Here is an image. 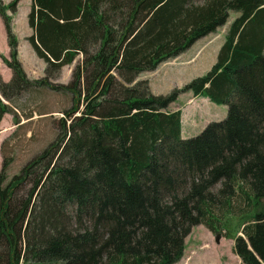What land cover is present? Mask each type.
Wrapping results in <instances>:
<instances>
[{
	"label": "trees",
	"instance_id": "1",
	"mask_svg": "<svg viewBox=\"0 0 264 264\" xmlns=\"http://www.w3.org/2000/svg\"><path fill=\"white\" fill-rule=\"evenodd\" d=\"M19 2L0 0L12 70L0 75V131L6 113L20 122L12 104L25 92L74 103L19 173L2 165L0 264H175L201 224L233 239L244 264H264V0H32L41 78L19 58L8 13ZM227 24L205 74L166 94L140 78ZM80 55L71 82L54 85ZM186 91L227 116L184 138L169 105Z\"/></svg>",
	"mask_w": 264,
	"mask_h": 264
},
{
	"label": "rangeland",
	"instance_id": "2",
	"mask_svg": "<svg viewBox=\"0 0 264 264\" xmlns=\"http://www.w3.org/2000/svg\"><path fill=\"white\" fill-rule=\"evenodd\" d=\"M31 4L32 0H20L17 10L15 12L8 10V13L12 17L13 29L19 38V58L28 76L41 78L46 75V63L36 54L28 40L33 33L28 24ZM237 15V12L231 11L229 20H233ZM227 26L228 24L199 39L183 54L162 62L157 69L143 72L140 78L150 81L154 94H166L174 88L184 87L193 78L208 72L215 64ZM7 45L9 46L7 33L0 16V46ZM10 55V46L8 52L0 51V75L5 80L12 77V70L3 61L4 57L9 58ZM82 58L80 55L73 64L64 66L59 75L50 78V81L54 85L70 83L76 64L81 62ZM192 94L189 91L182 92L177 100L169 105L170 110H182L183 135L186 138L198 135L209 122L223 120L228 114L226 104H217L210 100V103L202 104L201 98L205 97L194 98ZM73 103L72 93L49 87L25 92L14 100L12 106L20 122L15 123L14 113H6L1 122L0 134V170L7 159L8 179L19 173L25 163L56 137L61 129V122L66 119L65 110L72 108ZM237 221V218L233 221L235 228ZM221 239H216L203 224L194 226L192 233L186 238L184 258L187 260L189 251L195 248L198 255L194 256L192 264H236L238 256L233 251L234 240L225 237Z\"/></svg>",
	"mask_w": 264,
	"mask_h": 264
},
{
	"label": "crops",
	"instance_id": "3",
	"mask_svg": "<svg viewBox=\"0 0 264 264\" xmlns=\"http://www.w3.org/2000/svg\"><path fill=\"white\" fill-rule=\"evenodd\" d=\"M6 3H9L11 0H4ZM4 24V23H3ZM6 31V30H5ZM20 45H21V43H20ZM4 50V52L6 53V52H8L9 51V46L7 45V46H0V51H3ZM192 96H194L193 94H192ZM200 97H204V96H200ZM194 98H195V96H194ZM202 99V104H204V103H210V99L208 98V97H205V98H201ZM196 101V100H195ZM3 121V120H2ZM183 113H182V136L184 137V138H186L184 135H183ZM0 134H1V131H0ZM220 240H222L221 238H220ZM187 244V243H186ZM186 251V250H185ZM234 251V250H233ZM196 255H198V251H197V249H195V248H192L191 249V251H189V255H187V260L184 258V256H183V258L180 260V261H178L177 263H175V264H192V261H193V259H194V256H196ZM238 256V255H237ZM237 261H236V264L239 262V264H244L243 262H242V260H241V258L238 256L237 258Z\"/></svg>",
	"mask_w": 264,
	"mask_h": 264
},
{
	"label": "water",
	"instance_id": "4",
	"mask_svg": "<svg viewBox=\"0 0 264 264\" xmlns=\"http://www.w3.org/2000/svg\"><path fill=\"white\" fill-rule=\"evenodd\" d=\"M242 235V234H241Z\"/></svg>",
	"mask_w": 264,
	"mask_h": 264
}]
</instances>
